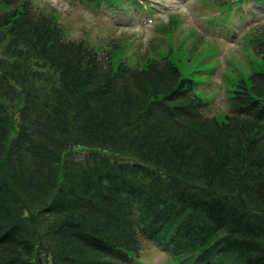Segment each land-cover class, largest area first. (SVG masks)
I'll return each mask as SVG.
<instances>
[{
  "label": "trees",
  "instance_id": "16d2710c",
  "mask_svg": "<svg viewBox=\"0 0 264 264\" xmlns=\"http://www.w3.org/2000/svg\"><path fill=\"white\" fill-rule=\"evenodd\" d=\"M38 7L0 0V264H264V26L219 121L168 57L114 69Z\"/></svg>",
  "mask_w": 264,
  "mask_h": 264
},
{
  "label": "rangeland",
  "instance_id": "374dc122",
  "mask_svg": "<svg viewBox=\"0 0 264 264\" xmlns=\"http://www.w3.org/2000/svg\"><path fill=\"white\" fill-rule=\"evenodd\" d=\"M30 1L54 13L65 38L82 40L109 56L114 69L121 60L141 68L147 59L168 57L182 77L194 81L196 94L207 102L204 112L219 121L229 112L228 97L236 83H249L250 74L260 69L261 57L248 36L249 30L264 26V0L224 5L213 0H111L101 6L85 0ZM138 257L146 264H168L165 253L153 246Z\"/></svg>",
  "mask_w": 264,
  "mask_h": 264
}]
</instances>
